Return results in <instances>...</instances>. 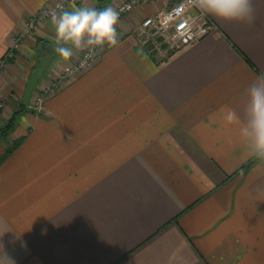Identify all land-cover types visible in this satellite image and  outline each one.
Instances as JSON below:
<instances>
[{"label": "crops", "instance_id": "1", "mask_svg": "<svg viewBox=\"0 0 264 264\" xmlns=\"http://www.w3.org/2000/svg\"><path fill=\"white\" fill-rule=\"evenodd\" d=\"M55 1L0 0V60ZM172 1L122 18L118 46L18 118L9 141L25 140L0 164V264H264V162L249 165L224 118L225 106L243 117L245 89L264 76V0L251 25L211 15L215 33L160 58L136 31ZM37 25L0 69V100H15L0 127L42 55L36 38L56 40L51 19Z\"/></svg>", "mask_w": 264, "mask_h": 264}, {"label": "clouds", "instance_id": "2", "mask_svg": "<svg viewBox=\"0 0 264 264\" xmlns=\"http://www.w3.org/2000/svg\"><path fill=\"white\" fill-rule=\"evenodd\" d=\"M190 4L225 22L251 25L255 19L253 0H190ZM50 17L55 30V51L64 62L70 61L74 51L118 46L119 12L113 7L97 9L85 5L66 9L63 3H57L50 10ZM245 95L243 117L225 106L224 118L229 124L239 125L241 142L251 156L264 162V76L252 80ZM257 191H264V186H257Z\"/></svg>", "mask_w": 264, "mask_h": 264}, {"label": "built area", "instance_id": "3", "mask_svg": "<svg viewBox=\"0 0 264 264\" xmlns=\"http://www.w3.org/2000/svg\"><path fill=\"white\" fill-rule=\"evenodd\" d=\"M52 6L42 8L36 16L31 17L26 25L25 30L17 36L16 43L13 48H18L22 38L28 36L29 33L35 30L38 21H43L50 17V10L55 9L57 3H63L64 7L69 3V0H56ZM156 0H123L115 3L112 6L119 12V20L131 14L142 5L151 4ZM59 11V10H58ZM217 31V26L212 19L211 14H206L198 8L190 4V0H174L170 2L164 9L158 11L156 14L145 17L138 30L136 31L138 39L142 40L151 54H160L166 57L197 40H200ZM120 40V33L117 28ZM18 44V45H17ZM110 48L107 45L104 47H97L94 49H85L79 51L77 57L71 58V63L65 72H61L52 80L59 88L67 79L73 80L75 75H78L83 70L88 68L100 51ZM14 54L8 50L4 58L0 62V67H4L8 62L6 60L12 59ZM67 66V67H68ZM66 67V68H67ZM57 69V67L55 68ZM54 71V70H53ZM57 73V72H56ZM65 83V82H64ZM52 89V87H51ZM43 101L40 97L35 102L36 105ZM3 105H0V108Z\"/></svg>", "mask_w": 264, "mask_h": 264}, {"label": "rangeland", "instance_id": "4", "mask_svg": "<svg viewBox=\"0 0 264 264\" xmlns=\"http://www.w3.org/2000/svg\"><path fill=\"white\" fill-rule=\"evenodd\" d=\"M70 1V0H69ZM57 1H55V3H56ZM53 5V4H52ZM51 5V6H52ZM55 5V4H54ZM48 19H51V17H49ZM28 21V20H27ZM29 22V21H28ZM37 26L38 25H36V28H35V30L37 29ZM22 33V32H21ZM20 32H18L17 34H16V36H15V43H16V39L18 38L17 36H19L20 34H21ZM36 40H37V38H36ZM139 40V42L141 43V44H143V42H142V40H140V39H138ZM37 42V41H36ZM20 44H21V41H20V43H19V45H18V48H16L15 47V49L12 51V50H10V49H12V48H10L9 49V51H11L13 54H14V56H13V58H15V55H16V49H19V50H21L20 49ZM144 45V44H143ZM145 47V46H144ZM8 51H6V53H7ZM6 53H5V55H6ZM155 55H157L158 57H160V58H164L165 56H162V55H160V54H155ZM166 55V57H168L170 54H165ZM165 57V58H166ZM60 59H61V57H60ZM62 60V59H61ZM96 60V59H95ZM94 60V61H95ZM2 60H0V62H1ZM94 61L92 62V64L94 63ZM6 62H11V59H8V60H6ZM58 62H60V61H57V63ZM7 63V64H8ZM66 63V62H65ZM71 63H74L73 61H68L67 63H66V65H60V64H58V66L56 65V63H55V66L57 67V69H53L52 70V68H50V65L47 67V70H45V72H44V76L41 78V80L39 81V83L37 84V88H36V90L34 91V93H32V96H31V99H30V103L28 104V106H29V110H31L32 112H34V113H37V114H40L42 111H43V109H44V106H45V103H46V101H47V99H48V97H50V95L53 93V92H56V91H60L63 87L62 86H64L65 85V83L64 82H69V81H71V78L70 79H67L66 81H64L63 80V82H60V83H62L61 84V86L59 87V88H56L57 86H55L56 84L54 83V81H52L54 78H55V76H57L58 74H60L61 72H65V70L66 69H68L69 68V66L68 65H70ZM64 64V63H63ZM92 64L90 65V66H88V68L89 67H92ZM68 66V67H67ZM67 67V68H66ZM4 67H0V69H3ZM88 68H86V69H88ZM51 69V70H50ZM85 69V70H86ZM85 70H83V71H85ZM82 71V72H83ZM57 72V73H56ZM80 74V73H79ZM77 77V75H75V77L73 78V80L75 79ZM51 87H52V89H51ZM38 97H40L41 98V100L43 101V104L41 103V102H39L38 104L39 105H36V104H34L33 102H35L36 100H37V98ZM13 101L14 100V98L12 97V95H10V97L9 96H6V97H4V98H2L1 100H0V105H3V106H1L2 108L4 107V105L7 103V101ZM15 101V100H14ZM1 109V108H0ZM17 122H18V120H17ZM17 124V123H16ZM10 137V136H9ZM9 137H8V139H6V140H1L0 142H9L10 143V139H9ZM21 138V137H20ZM12 143V142H11ZM11 143H10V145H11ZM9 145V146H10ZM9 148V147H8ZM7 148V149H8ZM6 149V150H7ZM5 150V151H6Z\"/></svg>", "mask_w": 264, "mask_h": 264}, {"label": "trees", "instance_id": "5", "mask_svg": "<svg viewBox=\"0 0 264 264\" xmlns=\"http://www.w3.org/2000/svg\"><path fill=\"white\" fill-rule=\"evenodd\" d=\"M36 41H37L36 44L40 48V52L42 54L41 57L45 56L47 54H54V58H59L60 57L55 51V47H56V43L55 42H51V41L46 40V39H44L42 37L41 38H37ZM41 57H39V59ZM39 59H37L35 67L38 66ZM36 88L34 89V91L36 90ZM34 91H33V93H34ZM28 108H29V106L26 105L23 101L20 102V106H19L18 110L15 111L13 113V115L0 127V141L8 139V137L13 133V131L15 129V126H16L18 118L20 117L22 112H24ZM24 140H25V137H21V138H17L15 140H13L11 145L9 146V148L5 151V153L0 156V164L9 155H11L13 153V151H15L23 143ZM256 161H257V159L254 157L253 161L249 165L255 163Z\"/></svg>", "mask_w": 264, "mask_h": 264}, {"label": "water", "instance_id": "6", "mask_svg": "<svg viewBox=\"0 0 264 264\" xmlns=\"http://www.w3.org/2000/svg\"><path fill=\"white\" fill-rule=\"evenodd\" d=\"M54 54H48L42 57L39 61V65L32 71L31 76L27 82L26 89L24 91L23 101L26 105L30 103V99L32 93L44 76V72L47 69V66L50 64L51 60L53 59Z\"/></svg>", "mask_w": 264, "mask_h": 264}]
</instances>
